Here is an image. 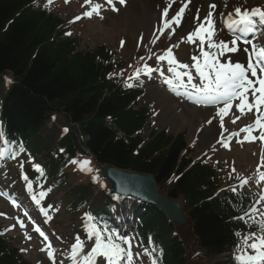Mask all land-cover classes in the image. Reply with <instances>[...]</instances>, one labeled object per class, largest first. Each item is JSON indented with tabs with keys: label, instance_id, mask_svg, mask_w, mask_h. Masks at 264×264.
<instances>
[{
	"label": "trees",
	"instance_id": "trees-1",
	"mask_svg": "<svg viewBox=\"0 0 264 264\" xmlns=\"http://www.w3.org/2000/svg\"><path fill=\"white\" fill-rule=\"evenodd\" d=\"M38 4L0 0V125L12 153L25 158L30 150L39 156L43 172L33 177L51 181L54 188L69 182L79 165L72 161L86 153L98 167L151 175L162 195L181 202L190 232L204 251L198 255L232 252L216 264H237L236 233H259L258 222L235 219L250 200L242 193L215 194L222 182L217 171L199 163L190 166L184 136L154 127L153 106L145 103L143 90L118 74L124 61L105 46L80 50L76 38L66 37L62 20ZM65 197L73 212L88 205L100 215V204L111 205L108 192L89 181L75 184ZM147 212L137 225L141 247H148L150 236L162 249L159 264H187L183 244L173 235L175 226L155 208ZM0 264L25 263L0 240Z\"/></svg>",
	"mask_w": 264,
	"mask_h": 264
},
{
	"label": "snow or ice",
	"instance_id": "snow-or-ice-1",
	"mask_svg": "<svg viewBox=\"0 0 264 264\" xmlns=\"http://www.w3.org/2000/svg\"><path fill=\"white\" fill-rule=\"evenodd\" d=\"M125 0H120L123 4ZM190 2V0H189ZM52 0H48L50 5ZM109 5H112V10H116L113 5V0H107ZM177 3V0H166V6L163 7L162 13L164 22L162 27L158 30L161 35H165L166 31L170 32L174 26H179L182 17L186 13L187 3L180 0V6L173 9V5ZM85 5L88 6V10L84 11L82 15L74 17L72 22L80 20L82 17L91 18L93 14L100 15V9L102 5L100 3H93V0H85ZM47 7V5H46ZM216 4L213 2L211 8L214 9ZM170 9H173L170 14ZM258 18V19H257ZM198 20H203V23H196L193 28L190 25V31L186 34L187 40L191 43H195L198 39L200 45L205 44L204 33L207 34V47L208 49H215V51H205L201 48L199 54L191 56V60L194 62L191 65L189 63H180L173 56V47H169L163 54L157 55L158 62L167 61V72L171 74V77L165 78V84L170 91L176 92L179 95V88H184L185 94H194L199 99L197 103H203L207 105H219L215 116L218 118L219 125L228 130L224 125V117L228 115V112L233 107V102L238 101L235 107L240 113H252L255 110L254 121L244 127H241L238 131L231 133L232 137L238 136L241 132L246 133L244 139L251 138L257 139L252 133L254 130H259V138L264 140V45H257L252 41L245 38V34L254 33L256 25L259 23L264 25V9L260 7L242 9L241 6H236L234 10L228 13V20L226 22V28L228 31L234 34V38L230 42L219 40L214 43L212 41V25L213 12L208 10L203 16H197ZM239 33V35H235ZM71 34V33H67ZM243 45H251V48L244 47ZM247 54L246 61H240L236 56L229 58L228 54L236 53ZM201 57L203 61L201 62ZM223 58L226 63L221 62ZM139 59L143 60L144 57ZM151 59V56H148ZM180 69V70H178ZM190 69H195L196 76L199 79V84L194 83V77ZM154 71H160L159 69H153L146 63L142 68H137L133 75L129 77V80L138 78L143 72L146 75H151ZM259 73V75H258ZM122 75V74H121ZM160 75L163 77L164 72L160 71ZM251 77H255L253 80ZM186 78V80H185ZM127 87H132V84H127ZM258 94V95H257ZM252 97L255 103L249 101V97ZM208 123H212L211 120H207ZM235 124V120L232 121ZM67 131V129H65ZM4 133L0 132V139L4 138ZM228 137L221 140L225 148L229 147ZM4 143H11V140L4 139ZM20 152L24 151L23 146L19 148ZM17 153H12V158L17 157ZM0 158H3V153H0ZM72 163L81 164V170L91 173L93 170L88 167L90 161H72ZM262 166H264V159H262ZM36 170L40 173L43 169L40 165H35ZM233 172L235 169L233 168ZM259 176L256 183L264 181V171L258 169ZM23 179L26 182L27 190L32 193V200L36 205H40L43 199L47 196L46 191H39V193L33 192V183L29 177L25 175ZM240 184L239 187H243L249 183V178L237 177ZM93 180L96 177L93 176ZM230 191L236 192L237 186H231ZM50 191V189H49ZM4 195V193H0ZM9 198L15 207H20L15 197L8 194ZM264 203V194L259 196V199L254 205L245 211V216L239 217L244 220L245 217L254 218L259 214V222L256 225L260 235L254 232H249L241 239L239 248V254L235 259L237 264H264V211H261L257 205ZM40 212L48 219L50 216L44 211V208H40ZM23 217L27 218L33 225V230L38 233L45 241H47V256L52 261V264H64L63 261H58L56 257V250L52 247L48 235L42 229V227L31 218L27 209L23 211ZM17 222L21 229H25V220L17 218ZM14 227V226H13ZM84 228L87 232V240L93 241L92 244L86 248V241L79 236L75 237V242L70 246L68 260L71 264H134V252L131 239L124 236H120L118 233L109 229L106 225L101 226L99 222L90 214H85ZM27 239H31L30 236L25 233ZM237 237L241 236V233H236ZM153 245L151 249L145 247L143 253L151 257V264H159V257L162 255V249L155 247L154 241H149ZM44 251L45 249H41ZM26 251V249H22Z\"/></svg>",
	"mask_w": 264,
	"mask_h": 264
},
{
	"label": "rangeland",
	"instance_id": "rangeland-1",
	"mask_svg": "<svg viewBox=\"0 0 264 264\" xmlns=\"http://www.w3.org/2000/svg\"><path fill=\"white\" fill-rule=\"evenodd\" d=\"M143 1L145 0H125V2L121 4L120 0L119 2L118 0H113V5L116 9L114 11L112 10V5L107 3V0H93V3H100L102 5L100 15L93 14L91 18L82 17L78 20L79 22L75 21L76 24L72 28L73 36H79L81 40L80 47L87 51L93 50L96 47L101 46V44L111 50H118L123 46L124 48L119 50L120 57H122L125 62V68L127 69L126 74L129 76H132L137 68H142L144 64L147 63L146 60L149 55L156 59L157 55L163 54V51L169 47H173L174 45L173 56L177 59V61H181L182 63L185 61L187 62L188 56L194 55L199 48V42L197 40L195 43H191L187 40V23L181 22L179 26H174V29L170 32L166 31L165 35H161L158 30L162 27L164 21L162 14V9L164 7L163 0H161V2L160 0H148L149 7L152 9V16L143 13L141 8L138 7V5ZM60 4H67V8L59 6L56 8V10H58L56 12L66 20L71 17V20L69 21L71 23L74 20V17L82 15L84 11L88 10V6L85 5V0H61ZM173 9L176 8L173 7ZM173 9L169 10L170 14H172ZM157 13L162 14V19H160V15L158 18L155 17V14ZM194 27L195 24L193 28ZM215 27H219V24H215L213 28ZM155 36L162 37L163 42L160 46H153L151 40ZM181 40L184 42L180 43ZM201 48L205 51H215V49H208L207 40H205L204 45H201ZM138 54H140V57L145 58L143 64L134 63V61L138 59ZM180 56L183 57L180 58ZM202 61L203 57H201V62ZM158 63L159 65L156 69H159L160 71L162 70L164 73L168 74L167 61H160ZM189 64L191 65L192 63ZM132 65L136 67H133ZM190 70L194 76L193 81L199 84V79L196 76L195 69ZM167 90H169V88L152 83H150V85L146 88L145 100L146 102H151L153 104V114L155 116L152 115L151 120L155 122L154 127H158L159 130H167L169 134H183L187 145L194 148L192 154L190 155L192 160L204 159L208 160L209 164H217L219 162L227 163L229 165V169L225 172V174L229 181H232L235 178L238 170L244 172L246 174L245 178L247 179L251 177V179L249 180V183L242 188L249 192L250 195L255 196V199L258 200L259 196L262 194V191L260 193L259 188L261 184L264 183L263 181H260L259 184L256 183L259 176L258 169L260 171H264V167H261V165L258 164L259 161L263 159L259 156L261 148L254 151L252 147H236L233 149L232 153L225 154V156H212L211 152L215 149V146L211 144L214 139L208 141L207 143H202L200 138L204 136L205 131L208 130L209 127L216 124V117H211L212 123L207 122L209 119L205 120L207 128L204 130H202L204 125L201 123L196 129V135L190 139L189 125L183 127L182 130H180L181 128L179 129V127L175 129L172 123H176L177 121L166 117L163 113V111L171 105V99H180L179 97L172 96ZM190 107H193L192 109L195 112L199 110L203 112L212 111V109L215 110L214 107L211 109L207 108V106L198 108L194 104L190 105ZM240 117L249 118L245 115L238 116L235 113L227 120H237ZM247 123L240 122L239 125H247ZM58 125L61 126L62 121H59ZM228 127H232V122L228 123ZM207 146H210V149H208ZM1 151L5 153L6 150L1 148L0 152ZM84 160L86 159L84 158L83 161ZM88 167L92 168L93 171L91 173H95V169L91 163ZM1 168L2 167H0V193H4V195H0V222L4 226H7L8 231L10 232L9 239L17 244V247L21 250V254H23L31 264H51L49 263L50 259L47 256V247L32 230L33 226L32 224H29L30 221L23 217V211L27 209L31 218L42 227L50 238L52 247L56 250L55 254L57 260L63 261L64 264H71V261L67 259L70 246L75 242L76 236H79L81 239L82 237L80 236V233H73L70 231L69 217L64 213L62 208L56 207V210L53 209L48 212L46 208H44L43 203L36 205L32 200L30 192L26 188V184L24 185L20 182L19 177L10 162L7 163L5 169L2 170ZM233 168L235 169V172H233ZM84 172L89 173L87 171ZM79 174L81 173L79 172ZM23 181L25 182L24 179ZM239 184L240 182L236 186L239 187ZM8 194L15 197L20 207H15L13 203L10 202L12 200L9 198ZM59 195V193H53V196L50 197L51 201H53V203H57L56 200ZM262 205H264V203L257 206L261 208ZM41 207H43L44 211L49 214L52 219L51 223L55 224L56 227L51 224H47V221L43 220V218L46 217L40 212ZM56 212L60 213L58 217L56 216ZM17 218L25 220V229H21L17 222ZM178 232L180 233V238L182 240L186 239V251L191 257L192 254L196 252L195 242L193 241L190 233L188 231L186 232V228L183 230L184 234H182L179 229ZM25 233H27L31 239H27ZM69 240H72V242H68ZM84 240L86 241V248L88 245L92 244L91 241L87 240V238ZM22 249H26V251H22ZM41 249L45 250L42 251ZM133 252L134 264H140L141 255L140 252L134 248V246ZM191 261L192 264L206 263L204 259L196 257L194 259L191 258Z\"/></svg>",
	"mask_w": 264,
	"mask_h": 264
},
{
	"label": "bare ground",
	"instance_id": "bare-ground-1",
	"mask_svg": "<svg viewBox=\"0 0 264 264\" xmlns=\"http://www.w3.org/2000/svg\"><path fill=\"white\" fill-rule=\"evenodd\" d=\"M188 1V6L186 8V13L184 15L185 19L184 22H192L193 18L194 20L198 23L201 22V20L197 19V16H203L208 10H211L213 12V15H215V13L217 12V8L212 9L211 7L207 6L206 1L203 0H187ZM161 2V0H160ZM163 3L166 5V0H163ZM187 3V2H186ZM177 4V3H176ZM176 4L173 5L176 6ZM139 8H141V11L143 13H146L149 16H152V9H150L149 7V1L145 0L142 3H140L138 5ZM155 17L158 18L159 14H155ZM150 30V29H149ZM213 30V28H212ZM225 31L229 32L225 26H221L220 29H216L215 31H213V35H212V39L213 41L216 43L219 40H224V41H228L230 42L231 39L228 37V33H225ZM248 48H251V46H249ZM229 58L236 56L240 61H246V56L247 54L239 52L236 54H228ZM221 62L222 63H226L227 61H225L223 58H221ZM253 80H255V77H251ZM158 94V93H157ZM258 95V94H257ZM180 96V100H173L171 99V105L165 110L163 111V113L165 114L166 117L175 119L177 122L176 123H172V125L174 126L175 129H177L179 127L180 130L183 129V127L189 125V138L192 139L196 129L198 128V126L204 122L207 118H210L211 115L208 112H203V111H194L191 107H189V105L185 102V100L183 99V95L179 94ZM252 103H255L254 99L252 101ZM178 111V112H176ZM171 124V123H170ZM216 134H217V129L215 128V126L213 125L212 127H209L208 130L205 131V134L203 137L200 138V141H202V143H207L208 141L212 140V139H216ZM214 141V140H213ZM212 141V142H213ZM203 151V150H202Z\"/></svg>",
	"mask_w": 264,
	"mask_h": 264
},
{
	"label": "water",
	"instance_id": "water-1",
	"mask_svg": "<svg viewBox=\"0 0 264 264\" xmlns=\"http://www.w3.org/2000/svg\"><path fill=\"white\" fill-rule=\"evenodd\" d=\"M102 176L111 184V193L128 196L153 205L167 220L185 226L189 220L184 217L179 202L159 195L152 176L142 173H129L109 166L101 168Z\"/></svg>",
	"mask_w": 264,
	"mask_h": 264
}]
</instances>
